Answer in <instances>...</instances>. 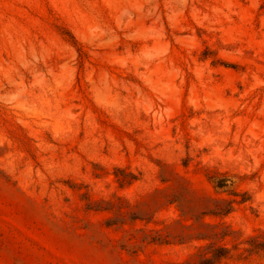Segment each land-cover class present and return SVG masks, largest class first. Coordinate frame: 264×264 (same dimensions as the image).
<instances>
[{"label":"rangeland","instance_id":"rangeland-1","mask_svg":"<svg viewBox=\"0 0 264 264\" xmlns=\"http://www.w3.org/2000/svg\"><path fill=\"white\" fill-rule=\"evenodd\" d=\"M210 172L264 233V0H0V264H200L141 231ZM245 248L219 264H264Z\"/></svg>","mask_w":264,"mask_h":264},{"label":"trees","instance_id":"trees-1","mask_svg":"<svg viewBox=\"0 0 264 264\" xmlns=\"http://www.w3.org/2000/svg\"><path fill=\"white\" fill-rule=\"evenodd\" d=\"M73 44L83 62L86 56L83 46L76 41ZM208 57L207 51L203 58ZM118 172L124 171L118 170ZM124 173L127 175L123 178L116 174L121 184L128 185L137 181L135 175ZM206 178L214 186L215 197L199 198L187 187H179L177 190L174 188L172 195L167 199V204L176 206L180 220L163 230L141 231L142 234L147 235L144 243L161 245L200 243L202 245L197 248L200 254L196 256L199 257L200 264H219L230 258L241 245H246L244 249L246 254L264 251V233L241 242L240 233L224 222L236 211L237 206L252 202L249 192H241L233 184L232 180L240 182V177L229 173L210 172ZM208 219L216 221L209 222ZM137 220L144 221V219H135Z\"/></svg>","mask_w":264,"mask_h":264}]
</instances>
